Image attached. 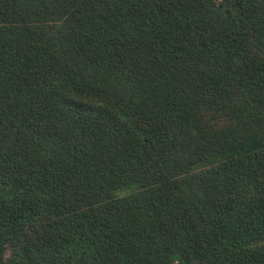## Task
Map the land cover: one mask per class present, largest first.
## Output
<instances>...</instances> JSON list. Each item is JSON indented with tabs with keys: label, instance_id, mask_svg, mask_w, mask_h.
Masks as SVG:
<instances>
[{
	"label": "trees",
	"instance_id": "16d2710c",
	"mask_svg": "<svg viewBox=\"0 0 264 264\" xmlns=\"http://www.w3.org/2000/svg\"><path fill=\"white\" fill-rule=\"evenodd\" d=\"M0 264H264V0H0Z\"/></svg>",
	"mask_w": 264,
	"mask_h": 264
}]
</instances>
